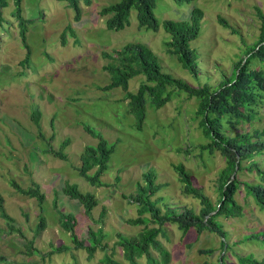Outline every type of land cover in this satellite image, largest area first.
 Segmentation results:
<instances>
[{"label":"rangeland","instance_id":"obj_1","mask_svg":"<svg viewBox=\"0 0 264 264\" xmlns=\"http://www.w3.org/2000/svg\"><path fill=\"white\" fill-rule=\"evenodd\" d=\"M118 0H83L78 3L80 16L75 20L73 11L64 2L56 0H21V17L25 24L24 44L18 36V24L12 16V1L2 9L4 22L0 27V197L2 210L14 225L0 216V264H102L103 252L96 250L87 259L83 250H73L68 233L57 221L55 210L71 214L76 219L74 230L83 239L87 228H101L106 237L101 244L110 253L114 234L132 236L141 230L130 227L125 219L136 217V205L130 203L142 175L152 171L155 184L162 185L156 194L161 212L166 208L175 212L192 209L196 214L199 205L189 196L182 195V187L172 166L182 164L192 177V185L202 190L212 204L218 199L217 175L223 160L216 153L198 158L196 146L206 143L198 128V119L192 120L197 101L183 92H171L169 101L158 109L145 107L139 130L127 109L125 93L134 94L142 76L127 81L126 90L114 88L102 91L109 83L103 70L110 60L102 53L112 54L128 43L146 46L157 58L161 71L189 83L190 86L207 85L214 88L230 76L232 64L241 56L242 44L249 45L259 35L256 10L264 14V0H192L176 5L169 0H156L153 16L158 24L164 19L188 20L190 10L198 8L202 21L197 39L190 48L197 55V81L191 79L170 57L163 43L168 36L159 28L152 32L137 28L135 13L130 11L128 25L121 31L105 29L106 17L98 12ZM221 18L235 31L223 29L217 22ZM69 27V30H65ZM64 32V44L61 33ZM27 56V62L21 64ZM254 66V65H253ZM222 84V83H221ZM262 105L255 107L257 114L247 119L224 121L226 135L250 133L264 123V95ZM31 108L40 115L35 125L30 117ZM91 129L106 142L113 144L107 169L100 180L105 186L93 188L77 176L79 157L83 148L94 145L96 139L87 132ZM66 141L59 159L56 152ZM194 147V149H191ZM190 154L183 153L185 149ZM258 167L264 169V155L255 157ZM253 176V177H252ZM255 175L238 173L239 181L255 184ZM18 188L28 189L35 184L43 195L40 207L36 199L16 193L9 182ZM67 183L76 185L81 193H89L96 201L90 218L82 207L62 195ZM155 197V198H156ZM241 209L239 218H217L226 234V243L232 249L225 254L223 264H237L236 256L251 255L259 260L264 247L257 241L240 242L245 236L264 233V212L241 187L234 195ZM55 205V209L53 206ZM104 209L101 224L95 223ZM43 217L44 228L34 237L32 229ZM19 232L15 233L14 230ZM11 232V233H10ZM157 240L169 255L168 264H217L221 257L219 237L208 231L196 234L189 229L182 234L174 224L163 227ZM31 242L30 246H26ZM65 244L69 250L49 254L51 249ZM31 249L39 254L28 255ZM212 249L211 255L197 251ZM112 259L125 263L120 250L113 248ZM153 256H156L154 253ZM138 264H147L141 257Z\"/></svg>","mask_w":264,"mask_h":264},{"label":"trees","instance_id":"obj_2","mask_svg":"<svg viewBox=\"0 0 264 264\" xmlns=\"http://www.w3.org/2000/svg\"><path fill=\"white\" fill-rule=\"evenodd\" d=\"M13 12L12 16L16 18L18 24V36L21 43L24 44L25 24L28 21L21 17V0H11ZM64 2L75 16V20L80 16L78 3L81 0H56ZM88 4V0H83ZM171 3L180 5L181 3H190L192 0H169ZM240 1V0H236ZM8 0H0V27L4 22L2 9L7 6ZM156 0H118L108 6L100 9L98 15L106 17L104 21L105 29L108 31H121L128 25L130 11L135 13V22L137 28L155 32L159 25L162 31L168 36V40L163 43L167 54L174 57L180 69H182L191 79L197 81V55L190 48V43L197 39L201 27L202 12L198 8H192L188 20H169L164 19L158 24L153 16V9ZM256 16L259 21V35L256 41L249 45L242 44L241 56L236 60L230 69V76L222 80V84H217L214 88L202 85L200 87L190 86L189 83L161 71V66L156 56L143 44L128 43L122 48L114 50L108 55L102 53V56L109 59L110 62L103 67V70L109 76V83L100 88L102 91H109L114 88L126 90L127 81L135 76H142L143 80L139 83L134 94L125 93L123 99L127 101V109L133 117L134 127L139 130L145 114V107L148 105L152 109H158L164 106L170 99L171 92H183L187 98H193L197 101L196 110L192 120L198 119V128L202 137L206 140L204 144H198L195 148L198 152V158L202 153L207 156H214L216 153L223 160V167L217 175L218 199L212 204L202 190L192 185V177L186 171L182 164L172 166V170L182 187V195L189 196L197 201L199 209L195 214L192 209H182L175 212L166 208L161 212L157 204L160 198L156 197L162 185L155 184V177L152 171L142 175V185H137L135 194L129 197L130 203L136 205V217L124 220V223L130 227H142L141 230L132 235H125L119 232L114 234L115 240L110 253H107L106 245L101 244L106 234L102 233L101 228L92 230L87 228L83 239H78L74 227L76 219L71 214H63L55 210L57 221L60 228L67 232L69 242L73 250H83L87 259H90L96 250L103 252L100 260L102 264H122L114 259L113 248L120 250L121 259L127 264H138L137 261L144 257L147 264H168L169 255L165 248L157 240L162 234L163 227L167 224H174L182 233L189 229H194L196 234L202 231H208L217 235L220 239L219 250L221 257L217 264H223L225 254L232 249L226 243V234L222 230L217 218H239L241 209L234 200V195L243 187L247 195H250L255 204L264 212V169L258 167L255 157L264 155V123L259 130H253L250 133H236L233 136L226 135L222 123L229 121L231 117L236 119H247L248 115L257 114L255 107L262 105L261 99L264 95V14L256 10ZM218 24L223 28L230 30L231 34H236L221 18L217 19ZM65 30H69L66 27ZM61 33V44H64V32ZM27 62V56L21 64ZM254 65V66H253ZM30 117L32 122L37 125L40 117L34 108H31ZM97 141L94 145H87L83 148L79 157V166L76 173L88 186L100 188L105 186L100 178L107 169V163L113 152V144L103 140L99 133L87 129ZM66 141L60 143L59 150L48 153L64 160L65 156L61 150L65 147ZM191 149H194L192 147ZM188 148L183 153L190 154ZM234 168L235 171H234ZM244 171L247 175H255L257 181L250 184L249 181H239L238 173ZM234 173L231 181L230 175ZM253 177V176H252ZM9 186L16 193L23 196L36 199L38 207L43 202V195L38 187L32 184L28 189H20L13 182ZM61 193L71 201L78 203L83 214L90 218V211L96 206V201L89 193H81L77 186L65 183L61 188ZM156 197V198H155ZM2 198L0 197V216L8 222L9 229L14 225L10 218L4 215L2 210ZM55 209V205L53 206ZM104 209H101L98 219L95 223L101 224L104 216ZM44 228L43 217H39V222L35 225L32 232L34 237L39 236ZM19 232L18 229L14 230ZM11 233V232H10ZM257 241L264 247V233L262 235L252 233L245 236L240 242ZM27 242L26 246H30ZM70 247L65 244L58 248L51 249L49 254L59 253L69 250ZM212 249H203L197 251L198 254L211 255ZM156 256H153V254ZM39 254L36 249H31L28 255ZM237 264H264V254L259 260L253 259L251 255L244 257L236 256ZM201 264H208L203 262Z\"/></svg>","mask_w":264,"mask_h":264},{"label":"water","instance_id":"obj_3","mask_svg":"<svg viewBox=\"0 0 264 264\" xmlns=\"http://www.w3.org/2000/svg\"><path fill=\"white\" fill-rule=\"evenodd\" d=\"M235 169H236V168H234V171H235ZM233 176H234V173H232V174L230 175L229 181L232 180Z\"/></svg>","mask_w":264,"mask_h":264}]
</instances>
